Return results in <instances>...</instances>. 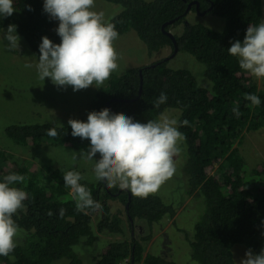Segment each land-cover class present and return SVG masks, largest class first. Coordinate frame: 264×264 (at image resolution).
I'll list each match as a JSON object with an SVG mask.
<instances>
[{"label": "trees", "instance_id": "obj_1", "mask_svg": "<svg viewBox=\"0 0 264 264\" xmlns=\"http://www.w3.org/2000/svg\"><path fill=\"white\" fill-rule=\"evenodd\" d=\"M103 1L121 7L120 13L109 21L115 24L119 37L135 32L149 55L167 47L174 55V43L165 33L184 23L191 11L226 20L221 32L202 23L185 22L182 34L174 35L178 53H187L205 66L204 77L211 82V88L200 86L188 70L170 68V56L112 75L97 90L88 113L107 108L113 114L123 113L146 123L167 110L179 111V120L188 121L187 126L179 128L186 137V194L193 200L203 197L205 204L190 241L192 259L198 264H236L232 252L235 245L259 254L264 249V164L249 167L239 148L245 133L264 128V89L239 68L238 58L227 49L232 42L243 41L249 25L262 22L263 1ZM43 4L44 0H13V14L0 17V32L7 31L10 24L16 25L22 43L38 56L42 37L47 36L54 44L61 42ZM189 4L192 6L186 13ZM161 93L166 94L167 101L155 108L154 102ZM245 94L257 95L260 105L252 106L244 99ZM234 107L239 108V118L232 112ZM88 113L82 121H87ZM52 128L58 133L55 137L47 135ZM71 131L69 124L52 123L10 124L5 129L7 137L19 147L51 144L86 152L90 141L73 137ZM67 171L19 160L0 151V182L12 173L23 175L25 181L14 186L28 193L25 207L14 216L21 229L17 247L9 256H0V264H85L74 250L76 246H93L98 233L123 234L122 218L112 212L111 201L125 204L130 226L134 221H143L149 234L140 240L130 237L104 244L86 264H121L126 259L129 264H176L161 255L146 254L143 245L152 239L156 224L176 217L173 205L165 204L156 195L138 198L118 186L109 189L104 181L82 179L80 183L102 208L77 211L71 190L63 180ZM61 208L65 209L63 217L59 214ZM95 215L97 219L93 220Z\"/></svg>", "mask_w": 264, "mask_h": 264}, {"label": "clouds", "instance_id": "obj_2", "mask_svg": "<svg viewBox=\"0 0 264 264\" xmlns=\"http://www.w3.org/2000/svg\"><path fill=\"white\" fill-rule=\"evenodd\" d=\"M94 8L95 0H44V12L59 21L56 32L61 42L54 44L47 36L42 37L36 65L41 80L50 78L58 87L71 86L73 91H80L90 86L100 88L118 70L119 54L114 42L119 33L115 24L105 22L104 13ZM14 11L13 0H0V17L11 16ZM3 38L9 42L10 49L18 48L16 25L10 24ZM227 50L238 58L240 69L258 80L264 78V22L249 25L243 41L232 42ZM244 99L252 106L261 103L255 94H245ZM166 101V94L161 93L154 107L159 108ZM232 112L239 118L238 107ZM68 124L73 137L90 141L87 151L79 155L80 159L94 161L97 180L106 182L109 189L118 186L135 197L147 198L175 174V158L186 139L179 128L187 126L188 121L162 113L158 119L143 123L104 108L88 113L86 122L69 119ZM47 135L55 137L58 133L52 128L47 130ZM97 153L100 158L94 160ZM77 155L73 152V162ZM82 179L77 171L63 175L76 210L101 209L90 190L80 183ZM24 181L23 175L12 173L0 182V256H9L17 247L21 229L14 216L25 207L28 193L14 185ZM64 212L63 208L59 210L61 217ZM52 214L49 211L48 215ZM245 257L241 264H264V249L259 254L248 250Z\"/></svg>", "mask_w": 264, "mask_h": 264}, {"label": "rangeland", "instance_id": "obj_3", "mask_svg": "<svg viewBox=\"0 0 264 264\" xmlns=\"http://www.w3.org/2000/svg\"><path fill=\"white\" fill-rule=\"evenodd\" d=\"M94 10L103 12L105 22H109L120 13L121 7L106 3L103 0H95ZM185 22L190 24L202 23L219 32L223 31L226 26L225 19L212 15L201 16L198 12L193 11L188 13ZM184 23L171 28V33L176 36L181 35ZM58 25L59 21L54 20L55 32ZM4 33L6 30L0 32V151L11 153L19 160L49 165L65 171L72 169L79 172L83 176V180L98 183L99 180L95 178L93 171L94 161L80 159V151L51 144L23 148L14 144L7 137L5 129L10 124L52 123L64 125L68 124L69 119L82 121L86 117L90 103L99 88L90 86L87 89L73 91L71 86L65 88L54 85L50 78L41 80L36 67L39 56L32 53L22 43L20 37L18 48L10 49L7 45L9 42L3 38ZM114 47L119 54V68L111 76L121 75L128 69L148 66L172 56V50L169 47L149 55L144 43L133 31L118 37L114 42ZM26 64H31L32 67H25ZM169 67L188 70L196 77L200 86L211 88V82L204 77L205 66L191 55L179 52L174 58L172 56ZM252 78L258 88L264 89V78L259 80L253 76ZM164 114H170L178 119L180 117V112L177 110H167ZM180 147L181 152L175 158V174L156 193L150 194L160 197L167 205H173L177 209V215L174 219H165L162 224L160 223L161 225L156 224L158 226H154L152 239L143 242V245L146 254L161 255L172 259L176 264H198L192 259L190 241L193 240L194 226L204 213L205 204L203 197L200 200L187 197V178L184 173V142ZM239 149L249 167L264 164V128L245 133ZM73 152L78 154L75 162L72 160ZM99 158L97 153L93 159L98 160ZM110 204L112 212L119 213L122 218L123 234L98 233V240L93 246L82 249L79 245L76 246L74 250L82 257L85 264L91 260V255L102 250L104 244L130 239V237L140 240L149 234L148 226L143 221H134L130 226L127 221L125 204L119 201H111ZM96 219L97 215L94 216L93 220ZM248 250L251 249L243 245H235L232 248L236 264H241V261L246 258L245 253ZM54 264L65 263L60 261Z\"/></svg>", "mask_w": 264, "mask_h": 264}, {"label": "water", "instance_id": "obj_4", "mask_svg": "<svg viewBox=\"0 0 264 264\" xmlns=\"http://www.w3.org/2000/svg\"><path fill=\"white\" fill-rule=\"evenodd\" d=\"M192 4H193V3H192ZM192 4H189V5H188V8H187L186 13L190 11ZM195 5L197 6L196 9L198 10V6H199L198 3L196 2ZM205 14H206V12H202V13L199 12V15H201V16H203V15H205ZM172 23H173V21L170 22L169 24H172ZM165 34H166V35H167V36L173 41V43H174L175 49H174V55H173V56H175V55L178 53V46H177V43H176V41H175L174 35H173L171 32H167V33H165ZM140 73H141V72H140ZM141 86H142V81H141ZM140 92H141V90H140ZM127 207H128V206H127Z\"/></svg>", "mask_w": 264, "mask_h": 264}, {"label": "built area", "instance_id": "obj_5", "mask_svg": "<svg viewBox=\"0 0 264 264\" xmlns=\"http://www.w3.org/2000/svg\"><path fill=\"white\" fill-rule=\"evenodd\" d=\"M121 264H129V259L124 260Z\"/></svg>", "mask_w": 264, "mask_h": 264}, {"label": "crops", "instance_id": "obj_6", "mask_svg": "<svg viewBox=\"0 0 264 264\" xmlns=\"http://www.w3.org/2000/svg\"><path fill=\"white\" fill-rule=\"evenodd\" d=\"M263 1V0H262ZM263 19H264V15H263V17H262V22H263Z\"/></svg>", "mask_w": 264, "mask_h": 264}]
</instances>
